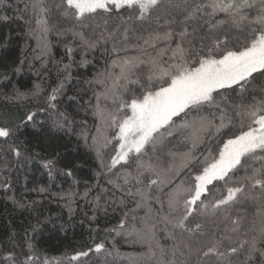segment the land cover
<instances>
[{
    "label": "snow or ice",
    "instance_id": "obj_1",
    "mask_svg": "<svg viewBox=\"0 0 264 264\" xmlns=\"http://www.w3.org/2000/svg\"><path fill=\"white\" fill-rule=\"evenodd\" d=\"M53 7L71 22L65 31L78 37L85 50L112 41L116 59L110 68L119 72L98 73L94 83L100 90L93 93L91 107L99 123L90 144L86 133L81 138L116 177L108 182L134 198L137 208L148 209L141 228L127 226L126 220L119 225L148 244V264H236L241 255L243 264H264V247L258 246L264 239L241 238L248 235L242 231L245 204L254 208L250 231L264 238V82H259L264 77V0H54ZM32 10L46 38L52 7L34 0ZM88 29L98 31V38H88ZM130 38L135 43L129 44ZM130 48L137 54L120 55ZM67 52L71 58L73 48ZM34 87L31 94L39 95L40 85ZM63 89L60 81L46 107L28 112L21 123L35 126L38 113L57 109ZM28 95L17 90L15 98ZM56 115L59 127L71 123L65 112ZM19 131V126H0V152L21 157L15 140ZM202 145L208 146L200 152ZM109 146L112 153L105 162L103 150ZM56 164L43 161L49 177ZM65 174L72 176L71 168ZM9 186L7 178L0 184ZM152 202L160 205L155 223L149 222ZM160 222L173 241L170 247L156 240ZM25 237L27 252L6 250L0 264H63L36 256L33 237L27 232ZM90 253H106L105 245L76 252L69 264Z\"/></svg>",
    "mask_w": 264,
    "mask_h": 264
},
{
    "label": "trees",
    "instance_id": "obj_2",
    "mask_svg": "<svg viewBox=\"0 0 264 264\" xmlns=\"http://www.w3.org/2000/svg\"><path fill=\"white\" fill-rule=\"evenodd\" d=\"M33 2L0 0V17L9 18L7 21L0 19V126H19L15 140L22 150L19 158L0 152V184L7 178L10 185L7 189L0 187V254L6 250L27 252V232L33 237L36 256L56 258L63 264H69L68 258L76 252L97 243H103L106 253L112 254L90 253L89 257L71 261V264H133V260L148 264V244L119 228L121 220H126L127 226L134 224L141 228V220L148 209L137 208L134 198L108 182L116 177L101 167L95 152L81 138V134L86 133L90 144V137L96 134L99 123L91 107L96 103L93 93L100 90V85L94 83L98 73L119 72L118 68H110L112 60L116 59V54L111 51L112 41L85 50L78 37L65 31L72 24L59 17L53 7L54 0H46L52 11L47 17L51 31L45 38L37 29L39 17L32 10ZM59 32L65 34L59 35ZM98 34V31L93 34L91 29L85 30V35L93 40ZM45 39L46 50L43 47ZM133 43L134 38H130L129 44ZM68 46L73 48L71 58ZM136 54L132 48L127 53H120L121 56ZM82 60L88 63L81 64ZM68 64L71 66L65 69ZM60 81H64V89L58 98L57 109L38 113L35 126L21 123L28 112L46 107L47 96ZM259 82H264V77H259ZM37 84L41 91L39 95H32ZM17 90L28 92V97L16 99ZM233 99L239 101L238 97ZM57 112H65L71 123L59 127L55 123ZM207 146L202 145L199 151L203 152ZM212 146L215 148V144ZM111 153V146L103 150L105 162ZM47 159L57 161L52 177L43 167V161ZM69 168L72 176L65 174ZM186 175L182 174L176 182ZM41 188L45 191L41 192ZM121 200L124 203H120ZM19 204L25 207L21 208ZM151 207L153 212L149 222L155 223V212L160 205L152 202ZM125 213H128L127 217ZM253 213L251 204L242 206L241 215L245 216L242 231L248 235L241 238L250 240L256 236L261 241L264 238L258 231H250ZM37 225L33 232V226ZM155 234L160 245L167 248L173 243L162 222L157 223ZM258 246L264 247V243H258ZM244 259L241 255L236 264H243ZM37 264H40L39 260Z\"/></svg>",
    "mask_w": 264,
    "mask_h": 264
}]
</instances>
